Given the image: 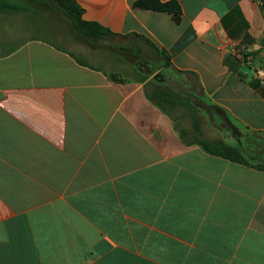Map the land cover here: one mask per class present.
I'll use <instances>...</instances> for the list:
<instances>
[{
    "label": "crops",
    "instance_id": "crops-1",
    "mask_svg": "<svg viewBox=\"0 0 264 264\" xmlns=\"http://www.w3.org/2000/svg\"><path fill=\"white\" fill-rule=\"evenodd\" d=\"M75 1L166 51L221 132L225 114L264 134L259 0H175L179 24L137 0ZM0 264H264V171L184 144L144 83L27 39L0 53Z\"/></svg>",
    "mask_w": 264,
    "mask_h": 264
},
{
    "label": "rangeland",
    "instance_id": "rangeland-1",
    "mask_svg": "<svg viewBox=\"0 0 264 264\" xmlns=\"http://www.w3.org/2000/svg\"><path fill=\"white\" fill-rule=\"evenodd\" d=\"M26 7L25 11H0V53H5L27 39L42 38L110 75L136 78L133 65L139 62L141 67L144 66L145 74L155 75L160 69L157 53L145 42L114 36H107L98 42H86L76 35L67 19L56 11L38 3H29ZM171 113L178 134L187 132V139L191 142L222 137L232 145L240 140L243 146L255 149L256 153L264 150V134L250 131L248 136L244 128L239 126L240 135L234 137L231 132H221L203 114L199 115L202 121L199 133L194 127V113L184 100H180Z\"/></svg>",
    "mask_w": 264,
    "mask_h": 264
},
{
    "label": "trees",
    "instance_id": "trees-1",
    "mask_svg": "<svg viewBox=\"0 0 264 264\" xmlns=\"http://www.w3.org/2000/svg\"><path fill=\"white\" fill-rule=\"evenodd\" d=\"M259 2L262 13L264 15V0H259ZM29 3H38L39 5L46 6L54 12L56 11V13L61 14V16L67 19L76 35L85 40L86 42H98L104 40L107 36H114L126 39H132L135 37L139 41L148 44L158 55V64H160V69L156 72L157 74H145L144 66L141 67V62H139L138 64L135 63L133 65V69L136 72V78H124L119 77L118 75L110 74L109 77L116 81L132 80L144 83L148 99L170 118L172 117L170 114H172L171 112L176 107L178 102L180 100H184L186 106H188L194 113V127L196 131L201 133L202 121L200 120L199 115L203 114V112L209 108L217 107L209 106L207 104H205L202 108L197 107L194 105V102L191 99L171 89L164 83L165 78H171V75L168 70L172 68L170 56L166 53V51L159 49L148 38L142 35H117L98 23L84 20L83 10L80 8V6L76 3L75 0H0V11H25L27 10L26 6ZM134 7L143 10H152L156 12L167 13L171 15L173 20L178 24L181 23L183 17L182 7L175 0L168 2H162L160 0H137L134 3ZM54 46L58 49H61L56 44H54ZM69 54L74 57L81 65L97 69L96 67L80 60L74 54L70 52ZM218 110L220 111V109ZM224 119L226 126L230 128L231 135H233L234 137H238L240 135L239 125L233 124L228 118V116L225 114ZM242 128H244V130L247 132L245 134L248 136V133L250 131L255 132L250 130V128L248 127ZM256 134L262 133L256 131ZM179 136L182 142L188 146L197 145L211 155L222 157L235 163L243 164L264 171V150L256 153L254 152L255 149H247V147L243 146L240 140H238L235 145H232L224 141L223 139L203 138L191 142L187 139V132H183L179 134ZM248 139L252 140L250 138Z\"/></svg>",
    "mask_w": 264,
    "mask_h": 264
},
{
    "label": "water",
    "instance_id": "water-1",
    "mask_svg": "<svg viewBox=\"0 0 264 264\" xmlns=\"http://www.w3.org/2000/svg\"><path fill=\"white\" fill-rule=\"evenodd\" d=\"M164 83L171 89L181 93L185 97L191 99L194 105L197 107H204V103L193 93H191L186 87H184L179 81L173 80L172 78H165Z\"/></svg>",
    "mask_w": 264,
    "mask_h": 264
},
{
    "label": "built area",
    "instance_id": "built-area-1",
    "mask_svg": "<svg viewBox=\"0 0 264 264\" xmlns=\"http://www.w3.org/2000/svg\"><path fill=\"white\" fill-rule=\"evenodd\" d=\"M258 75H259V77L264 81V70L260 69V70L258 71Z\"/></svg>",
    "mask_w": 264,
    "mask_h": 264
}]
</instances>
